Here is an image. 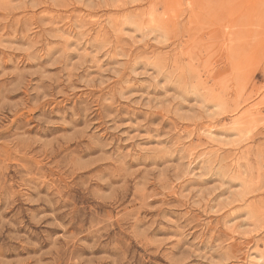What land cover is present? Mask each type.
Masks as SVG:
<instances>
[{
	"label": "rangeland",
	"instance_id": "374dc122",
	"mask_svg": "<svg viewBox=\"0 0 264 264\" xmlns=\"http://www.w3.org/2000/svg\"><path fill=\"white\" fill-rule=\"evenodd\" d=\"M262 262L264 0H0V264Z\"/></svg>",
	"mask_w": 264,
	"mask_h": 264
},
{
	"label": "bare ground",
	"instance_id": "6f19581e",
	"mask_svg": "<svg viewBox=\"0 0 264 264\" xmlns=\"http://www.w3.org/2000/svg\"><path fill=\"white\" fill-rule=\"evenodd\" d=\"M208 133H209V135H212L213 134L211 130ZM249 258H250V260H255V259L257 260L258 259V257L252 256V255H250ZM262 264H263V262H262Z\"/></svg>",
	"mask_w": 264,
	"mask_h": 264
}]
</instances>
